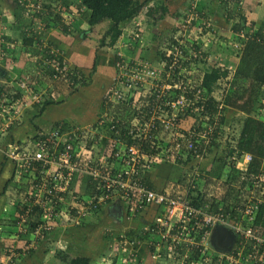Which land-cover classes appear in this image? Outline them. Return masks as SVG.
I'll return each mask as SVG.
<instances>
[{"label": "crops", "instance_id": "0c3cea01", "mask_svg": "<svg viewBox=\"0 0 264 264\" xmlns=\"http://www.w3.org/2000/svg\"><path fill=\"white\" fill-rule=\"evenodd\" d=\"M67 1L70 4L65 6L61 1V5H57L58 1L55 0L41 1V6L47 8L46 18L41 21L45 27L42 34L44 39L34 37L33 40V34L25 29L31 24V19L26 14L28 7L21 9L15 0H0V95L7 97V106L10 108L7 126L0 127V264H73L72 259L76 257H83V264H154L150 258L152 252L149 243L158 240L160 235L147 225L152 223L156 208L151 207L140 215L133 213L121 204L120 193L115 191L116 199L102 202L98 205L99 211L94 215L86 203L96 190L90 176L85 173H77L67 186V192L58 197L62 210L59 216L61 218L53 223L48 231H42L40 225L32 231L24 230L21 222L28 217L22 213L21 207L26 200L24 194L31 179L17 174L15 161L8 154V146L19 144L30 136L45 133L54 127L59 130L70 128V124L97 130V127H101L98 125L99 118L110 120L113 115H142L143 108L149 109V115L154 116L159 114L158 110L157 113L154 112L157 108H164L160 116L171 117L173 110L166 108L161 98V91L168 89L166 81L161 80L152 86L147 79L148 83L143 85L145 80L134 79L135 74H131L136 72L145 60L150 67L157 70H160V65L165 64L161 58L162 51H159V47L154 49L151 44H162L164 40H161V37L171 33L175 26L180 27V38L184 30V40L199 39L200 36L191 35L189 29L200 28V23L207 24L208 29L212 28L214 32L217 29L221 38H229L234 44L235 39L241 38L243 31L247 36L251 34L246 33L251 27H264V0H138L142 3L141 8L134 16L114 26L118 30L110 27L111 21L106 18L89 25L83 18L85 7L77 9V0ZM58 6L59 11H55L54 8ZM64 7L70 17L57 19ZM45 12L41 9L37 13L44 16ZM77 14L80 16L77 17ZM198 17L204 19L199 21ZM34 24H37V20ZM247 24L249 26H246ZM136 30L142 37L140 43V38L136 39L133 35ZM111 36L113 38L107 44L105 39ZM29 39H32L30 43L27 42ZM149 42L151 44H148ZM56 50L61 52L65 65L70 69L77 66L84 71H90L95 62L89 77L80 75V81H87L86 84L78 86L74 92H69V83L62 79L54 80L55 72L50 64L45 63L44 59L54 57ZM200 72L202 71L199 69L196 73ZM196 73H193L190 79H193L192 76L197 77ZM19 79L34 82L35 92L33 91L32 95L25 92L24 95L16 86ZM226 86L227 84L223 88L217 87L219 93L213 90V96L219 100ZM182 95L180 93L179 96ZM128 100L130 102L126 104ZM45 101L49 102L44 105ZM122 102H125L126 108L120 106ZM226 112L234 115H224V123L233 117H243L242 113L232 108L226 109ZM182 114L178 112L171 130L183 146L185 142L181 138L178 139L180 135L191 139V136H208L215 129V122H209L208 116ZM157 120L159 119H153V122ZM149 121L143 123L136 119L131 125L140 127V124L145 125ZM146 126H141L143 128L138 131H146L139 140V143L147 144L146 151L141 148V154L145 156L143 159L153 155L163 158L159 157L160 159L151 163L145 181L159 191L168 181H180L185 177L181 174L182 171L178 172L174 167H187L194 159L188 160L180 148L175 150L174 139L170 137V133L166 137L162 136L161 131H170L164 129L161 122L158 125L160 130L151 135L153 139L148 137L151 131H148ZM200 126H203V129L197 131ZM101 132L104 134V141L108 140L107 137L111 138V135ZM66 138L68 136H65ZM170 139L172 149L167 146ZM93 141L89 137L87 144L90 145ZM161 141H167L166 145H162ZM102 147V152L107 151ZM155 147L157 152L148 154ZM243 157L246 159L245 155ZM112 161L115 165L119 164L114 159ZM247 162L246 160L241 163L240 159H237L233 166L242 170ZM228 165L222 174L225 179L217 188L220 196H223L225 181H231V165ZM207 170V178L205 179L206 174L202 173L204 176L199 181L204 183V186L200 187L202 194L209 197L206 180L210 179L212 184L216 183L221 168L213 171L209 167ZM214 172L217 174L213 175ZM5 185L7 187L1 194ZM13 192L19 199L11 198L10 201L8 195ZM116 205L119 209H115ZM97 217L102 224H93ZM40 219L42 220L41 217ZM85 219L91 220L85 224L79 222L83 220L84 223ZM210 236L211 232L209 241Z\"/></svg>", "mask_w": 264, "mask_h": 264}, {"label": "built area", "instance_id": "2783aa9c", "mask_svg": "<svg viewBox=\"0 0 264 264\" xmlns=\"http://www.w3.org/2000/svg\"><path fill=\"white\" fill-rule=\"evenodd\" d=\"M32 7L41 10L40 2ZM28 11L29 10H27L26 14H28ZM45 14L46 12L44 15ZM133 35L134 37L140 38L137 30L134 31ZM240 35L241 38L246 37L244 33ZM235 46L237 47V45ZM60 53L59 50H56L55 57H46L44 59L45 63L50 64L55 72L53 75L54 80L62 79L67 83H70L73 79L80 81L82 77L68 68L63 58L61 64L58 63L60 59L56 55H61ZM182 54L183 51L180 46L165 49L166 56H173L171 63L167 65V76L171 77V73H173L171 69L176 63L177 58L181 57ZM184 55L197 59L198 57H203L201 56V51L195 48H193V51L189 54L184 52ZM219 67L224 68L223 66ZM225 68L227 69V67ZM139 70H137V73H131L135 74L136 77H134V79L143 80L144 75L152 77L160 74V70L150 67L149 63L145 61ZM230 70H233V67L228 69L229 72ZM181 72V75L185 76L184 73L190 72V70L183 69ZM70 76H73V79H70ZM195 83L196 80L191 81L188 87H194ZM180 84L182 83H175V85ZM16 86L24 95L25 92L27 95H32V92L35 90V83L27 79H19L16 82ZM181 88L185 89V86L183 85ZM202 91L200 87H195L196 98L199 97L200 94L202 95ZM186 103L187 100L185 97L183 95L179 96L172 102L165 104V106L173 110V114L169 117L170 119L166 116L160 119L159 116L164 109L157 108L154 112L157 113L158 110V116L151 115L148 124H140V127H136L135 124L129 126L127 129H129L128 132L134 142L127 147H119L117 138L107 137V141L103 140L104 134L101 131H104V129L100 130V128L107 127H103L102 125L105 122L110 124V121H112V119L108 120L104 118L98 119V125L101 127H97V130L95 128L80 129L75 126L59 130L54 127L45 133H37L35 136L38 138L33 137V135L21 141L19 144L13 143L9 145V149H7L8 154L15 161L17 174L22 175L27 173L28 175L26 177L31 179L28 190L24 194L26 198L24 203H27L29 206L38 205L41 207V218L43 223L40 225V229L42 231L49 230L53 223L61 218L59 216H61L62 213L61 205L59 204L60 200L54 202V204L57 205H50L49 202L44 200V194L52 193L51 187L59 191L66 190L74 172L85 173L91 176L95 181L96 193H94L86 203L92 209L96 210L98 205L102 202H109L111 199H116L114 194L115 191H119L120 193L119 199L121 204L133 213L140 215L151 207L156 208L152 223L147 225V227L159 233L161 242L167 244V247L164 248L165 255L170 258L174 264H183L184 259L187 257L186 251L189 250V246H195L200 250L201 255H205L202 264H264V237H261L256 231L252 230V222L259 203L264 201V198L259 197L264 195V175H259L253 185H251L252 188H250L249 191L250 198L245 202L242 210L239 209L241 214L239 220H230L228 215L223 213L220 205L218 208L220 210L211 212L207 210V208L209 209L208 205H204L203 207H194L191 205L187 199V187L190 183H188V178L186 177H182L180 181H168L166 186L159 191L145 188L140 182L142 173L148 170L151 163L153 164L159 157H163H155V155H153L146 160L143 159L145 156L141 154L139 140L146 131L143 130L138 132L139 129L143 128L141 126L147 125L148 131H151L154 127L153 119H159L163 128L169 129L170 132L168 133H170V137L174 139V148L176 150L179 149L180 142L174 137L175 134L172 133L171 127L175 124L178 112H184L186 109ZM7 105V97L5 95H0V127L1 125L6 127L10 118V115H8L10 108H8ZM111 128L112 127H110V129ZM134 130H136V132H134ZM106 131L107 130L104 132ZM42 134H47L44 140L40 138ZM65 136H68V138L65 139ZM89 137L94 140L90 145L87 144ZM179 138L183 139V141L186 140L185 146L195 153V157H201L193 141H190V138L184 135H180L178 139ZM206 138L209 142V138ZM53 139L57 140V142L64 140V147L62 150H57V144L53 142ZM48 142L54 145L52 151L47 147ZM102 146H104L107 151L102 152ZM245 156L248 161L249 156ZM112 159L119 164L115 165ZM34 161H39L43 165H47V167H43L39 170V174H35V169L31 167ZM190 187H193V185ZM246 188V185H244L240 188V191ZM254 197L256 200L251 202ZM215 203H219V201H215ZM23 204L21 207L22 209ZM81 205L82 203H80V207ZM28 210L29 208L25 211L27 212ZM215 225L227 227L235 233V241L230 251L220 253L219 250L215 249L210 244L209 235L212 227ZM237 238H239V242L236 245L235 242ZM174 245H178V247L181 248L183 247L182 249L184 251L179 256L178 252L173 254ZM161 246L164 245L157 244V253L153 252L150 257L152 260L160 261V258L164 262V259L160 257L161 255L159 253ZM246 246H249V251L247 255L240 260L238 257H240ZM234 247L238 248L235 253ZM213 253H220L217 254V256H219L218 259L212 260L211 256ZM221 258L225 261H222ZM159 264L161 263L159 262Z\"/></svg>", "mask_w": 264, "mask_h": 264}, {"label": "trees", "instance_id": "16d2710c", "mask_svg": "<svg viewBox=\"0 0 264 264\" xmlns=\"http://www.w3.org/2000/svg\"><path fill=\"white\" fill-rule=\"evenodd\" d=\"M44 0H15L16 4L20 6L21 9H25L28 7V17L31 19V24H34V21L37 19H42L43 15H38V10L33 8L32 6L36 5L40 2V4ZM62 4L68 5L70 2L67 0H60ZM141 4L138 0H77L76 6L79 9L81 6L85 7V13L83 15V18L86 20V22L89 25H93L97 23L99 20L106 18L111 21V26L114 27L117 26L120 22L131 18L134 16L139 9L141 8ZM29 5V6H28ZM32 5V6H31ZM45 8L44 5L41 6V9ZM66 8V7H65ZM46 11V10H45ZM70 11V10H68ZM33 15V17L31 16ZM46 15V14H45ZM44 15V16H45ZM57 19H61V17L58 15L56 17ZM26 26V31L30 34L34 33V29L31 26ZM117 29V27H114ZM177 28V26H176ZM72 30V29H71ZM70 30V31H71ZM118 30V29H117ZM116 30V35L118 34V31ZM176 29H173L168 40H164L162 45L165 47V49L180 46L183 54L181 57L177 58L176 63L173 65L172 69L173 73H171V77L167 76V65H169L172 61L171 55L166 56L165 52L162 51L161 58L164 59L165 64L160 65V74L154 75L152 77L146 76V78L151 82V85L154 86L157 82L166 81V85H169L168 89L164 91H161V97L163 101V105L166 103H170L173 100H175L180 93L183 94L185 99L187 100L186 103V109L184 112H182V115H197L199 116H208L209 122H215V129L214 131L209 134V143L215 144L217 139V130L223 124L224 122V112L228 108H232L240 113L243 114V117L240 118V124L241 128L239 131V134L236 139H234V146H232L227 151L228 158H231L229 160V164L231 165V169L229 171V175H231V181L230 183L226 180L225 190L223 193V196H221V199H219V203H215L213 197H206L202 194V191L200 190V186L197 182L202 177V174L197 173V171L193 172L195 175L194 181H191V185H188V191H187V199L189 200L190 204L194 207H203L204 205H208L209 209L207 210L209 212L211 211H218L220 207L223 211V213L227 214L230 220H239L241 217L240 210L244 207L245 202L249 200L250 195V188H252L251 185H253L254 181H256V178L259 177V175H264V117L261 115V110L264 107V27H259L255 32L248 34L244 38H237L236 41H240L239 45H237L238 49L231 48L233 53L228 52V63L231 64L233 67V70L231 71V74L229 75V71L226 68L222 67H214L213 65H208V67L204 70L201 77L199 78V82L197 81L194 85V87L191 88L188 87V84L186 83V77L181 75L182 70H192L195 66V64L198 63V60L201 57L195 58V57H187V55H184V52H186L185 48L182 45H179V41L175 39L174 32ZM178 36V35H177ZM34 39V36L31 37ZM178 38H180L178 36ZM32 39L27 40V42H31ZM193 48L200 50L197 46L193 45ZM205 53L201 52V56H204ZM60 60H58V63L61 64L62 62V56L56 55ZM55 57V56H54ZM145 62H148L145 60ZM159 63V62H157ZM95 62L91 68L90 71H84L82 68L74 66L71 68V70L82 77H85L86 75L89 77L93 70H94ZM151 69V68H150ZM139 70V69H138ZM138 72V71H136ZM140 72V70H139ZM174 75V76H173ZM226 76L229 78L226 81V88L224 89L223 96L220 100L216 99L212 92L213 89L216 87L217 82L219 80H223ZM70 79H73V76H70ZM78 81L76 79H73L69 85L68 89L69 92H74L78 86H82L86 84L85 81ZM178 83H182L180 85H176ZM78 84V85H77ZM185 86V90L181 86ZM195 87L201 88L202 95L200 94L199 97L196 98V92ZM217 88V87H216ZM166 89V88H165ZM160 94V93H158ZM45 101L43 104H47ZM126 102V104H128ZM125 102H122L120 105L122 108H126ZM263 106V107H262ZM167 108V106H166ZM164 109V108H163ZM42 108H40V111ZM199 111V112H197ZM142 115L139 113L138 115H113L112 121H110V124L105 122L106 124L104 126L106 128V133L108 136L111 135L112 138L118 139V146L119 147H127L130 144H132L134 141L131 139V135L128 132L129 125H131L132 121L138 120L143 123H145L147 120H150V110L149 109H142ZM200 120V119H199ZM137 123V122H136ZM159 120L154 121V127L151 129V132L149 133V138H152L151 135H155L160 129L158 127ZM103 126V127H104ZM110 127H112L110 129ZM203 126H200L197 128V131L202 130ZM115 131V133H114ZM136 132V130H134ZM47 134H42L40 137L42 140L45 139ZM194 135V134H193ZM35 138V135L33 136ZM192 136L190 141H193V144L196 146V150L198 151V154L203 156L208 151V147L203 144V142L199 145L197 144V140L193 139ZM153 139V138H152ZM186 139V138H185ZM54 140V139H53ZM204 141V140H203ZM55 144H57V150H62L64 145V140H60L57 142V140L53 141ZM186 144V140H184ZM141 148H144L146 151L147 144H141L139 143ZM146 145V146H145ZM209 145V147H211ZM47 147L50 151H52V148L54 145L51 142L47 143ZM157 148L153 149L148 152V154L156 153ZM160 149V147H159ZM176 150V149H175ZM180 150H186L187 158L190 160L192 156H195V153L189 150L186 146H183V143H180ZM207 150V151H206ZM244 155L249 156V160L247 162V165L245 169H236L234 168V163L237 159H241ZM179 157V156H177ZM73 158V157H72ZM187 160V159H186ZM35 169V174H39V170H41L43 167H47V165H43L39 161L32 162V166ZM146 173L147 171L142 173L140 182L143 184L145 188L153 189L149 184L146 183ZM24 176H27V173L23 174ZM35 176V175H34ZM77 176V172L73 173L72 180ZM87 177V176H86ZM242 177V179H241ZM187 178V177H186ZM91 181L93 182V188L95 187V181L90 176ZM73 182V181H72ZM71 182V183H72ZM193 187H190L192 186ZM234 185H236L237 191L235 192ZM246 185V189L240 191V188L242 186ZM7 185H5L3 191L1 194L4 193V190L6 189ZM52 193L50 194H44V200L49 202L50 205H57L54 204V202L58 201V197H60L62 194H64L66 191H59L56 189H53L51 187ZM156 190V189H153ZM158 191V190H156ZM258 192V190H257ZM63 196V195H62ZM258 196V195H257ZM56 197V198H55ZM260 198H264V195L259 196ZM256 198L254 197L251 202L255 201ZM27 203L23 204V210L22 213L26 214L28 218L25 219L24 222H21L22 226L24 227V230L26 231H32L35 230V227L38 225H41L43 221L40 219L42 209L38 205H30L28 208L29 210L26 212L27 209L26 205ZM60 204V203H59ZM90 211L92 213H97L99 210L98 208L92 209L90 208ZM220 211V212H222ZM252 230L256 231L258 235L261 237H264V201H261L259 203L258 209L255 213L254 220L252 222ZM48 231V230H47ZM157 232V231H156ZM239 242V238L236 239L235 244ZM163 244L164 246H161V249H159L160 257L164 259V262L159 258L160 261L152 260L154 264H169L172 260L168 258L165 255L164 248L167 247V244L162 243L161 239L159 237L158 240H153L150 242V250L151 252L157 253V244ZM178 247V245H174V253L178 252V256L183 253V247ZM185 248V247H184ZM238 248L234 247V253L236 252ZM190 255L184 259V262L186 264H202L203 263V255H201L200 250L196 248L195 246L191 247L189 246ZM249 246H246L245 249L242 251V254L240 257H238L240 260H242L248 253ZM150 252V254H151ZM220 252V251H219ZM220 253H224L221 251ZM217 253V254H220ZM216 253H213L211 256L212 260L218 259L219 256H217ZM151 256V255H150ZM177 256V257H178ZM186 260V261H185ZM222 261H225L223 258H221ZM85 259L83 257H76L72 259L73 264H83Z\"/></svg>", "mask_w": 264, "mask_h": 264}, {"label": "rangeland", "instance_id": "374dc122", "mask_svg": "<svg viewBox=\"0 0 264 264\" xmlns=\"http://www.w3.org/2000/svg\"><path fill=\"white\" fill-rule=\"evenodd\" d=\"M46 2H48V0H44ZM55 1H58L57 5H61L60 3V0H55ZM56 7V6H55ZM59 6L57 8H54L55 11H59ZM196 8V7H195ZM47 8H42L43 12H45ZM197 9V8H196ZM194 10V9H193ZM200 11V10H199ZM61 13L58 14L60 17H70V14L68 15V13L65 12V7L62 8V11H60ZM65 12V13H64ZM64 13V14H63ZM28 15V14H27ZM79 14H77V17H78ZM29 16V15H28ZM50 16V15H49ZM80 16V15H79ZM45 16H43L42 19H37V24H31V26L33 27L34 29V33H33V36L34 37H38V39L40 40V37L42 39H44L42 37V34L45 32V27H43L42 25V20L44 19ZM46 18V17H45ZM204 18H199L198 17V20H203ZM33 22V21H32ZM31 22V23H32ZM57 25V24H56ZM201 26H199L200 28L197 29V27L194 29L193 27H190V31L189 33L191 35H196L197 37H199V39H196V40H184L185 38V31L182 30V38H178L177 35H179L180 31L179 28L177 26L176 31L174 32V35H175V39H177L179 41V45H182L186 50V53L189 54L191 51H193V45L197 46L201 52L205 53L203 57H201L199 60H198V63L195 64L193 70H190V72H185V77H186V83L188 84V86L191 84V80H197L199 81V78L201 77L202 73L204 72V70L208 67V65H213L214 67H219V66H223L224 68L227 67V69H231L232 66L230 63H228V52L230 53H233V49L231 50V48H236L238 49V47H236L235 45H239V42L240 41H236L235 43L236 44H233V42H231L230 40L228 39H223L221 38V34H219L218 30L216 29V31L214 32V30L211 28V30L208 29V26L207 24H202L200 23ZM209 25V24H208ZM246 26H249V24H247ZM38 27V28H37ZM176 27V26H175ZM183 29L187 30L185 27H183ZM195 30V31H194ZM257 28H256V25L254 27H251V30H247L246 33H253L254 31H256ZM47 31H51L49 29H47ZM115 32V31H114ZM226 33V32H224ZM244 33V31H243ZM115 34V33H114ZM170 32L169 33H166L164 34L162 37H161V40H168L169 36H170ZM48 36V35H47ZM140 36V39L138 37H134L136 39H139L138 43H140V41L142 42V37L141 35ZM164 37V38H163ZM111 38H113L112 36L110 38H107L105 39L106 43H110L111 41ZM241 39V38H240ZM236 40V39H235ZM164 41V42H166ZM148 44H151V42H149ZM155 45V46H154ZM151 46L155 49V48H158L159 47V51H163L165 52V47L162 45V44H157V43H152ZM142 48L144 47V45L142 44L141 46ZM230 67V68H229ZM201 70L202 72L200 73H196L197 70ZM231 71L229 72V75L231 74ZM193 73H196L197 77H193V79H190L191 78V75ZM143 80H145V82L143 83V85L147 82V78H146V75L143 76ZM229 77L226 76L223 80H219L217 82V85L216 87H220V88H223L225 87L226 85V81ZM148 83V82H147ZM214 88L213 90L218 92V89L217 88ZM144 88V87H143ZM122 93V92H121ZM219 93V92H218ZM218 93H215V95H217ZM222 98V97H221ZM220 98V99H221ZM219 99V100H220ZM264 103V102H263ZM264 105V104H263ZM263 107V106H262ZM264 107L262 108L261 110V115H263L264 117ZM224 115H234V114H229L227 113L226 111L223 113ZM160 119L163 118L164 116H159ZM168 118V117H167ZM240 118L239 117H233L232 119H228L225 123L223 122V124H221V126L219 127V129L217 130V139H216V142H214L215 144H211L208 142V139L206 138L207 135L205 136H195L193 137L194 139L197 140V144L199 145V143L201 144L203 142L204 145H206L208 147V151L206 152V154H204L203 156L201 157H193L192 158L194 160H192V162L187 166V167H174L176 170H178V172H181V174H183L185 177L188 178V183H191V181H194L197 179H195V175L193 172L197 171V173H204L206 174V177H204L205 179L207 178L208 174H207V169H212L213 171L221 168V173H220V177H219V180L216 181V183H213L210 182V179L209 180H206V183L208 184V186H206V188H208V194H209V197H213L214 199V202L215 201H219L218 197L220 198L221 194L219 193L220 191L217 192V188L218 186L221 185V182L223 181V179H225L224 176H222V174H224L225 170H227V167L226 166H229L228 163H229V160L231 158H228L227 156V151L232 147L234 146V139L237 138L238 136V132H239V129H240ZM216 124V123H215ZM213 127H214V124H212ZM72 126H75V127H79L80 129H83L86 127L85 126H80V125H72L70 124V127ZM106 130V128L104 127V131ZM162 134L163 137H166L168 135V132L166 131H161L160 132ZM31 137V136H30ZM162 137V138H163ZM187 138H189L188 136H185ZM180 139V138H179ZM204 140V141H203ZM17 141V140H16ZM163 143H161L162 145H166L167 141H161ZM171 143V139H170V142H169V145H167L169 148L172 149V143ZM209 145L211 147H209ZM229 148V149H228ZM181 152L185 155H187V151L186 150H181ZM182 156V154H181ZM182 156V157H184ZM191 158V159H192ZM223 161H225V163H223ZM246 161V159H244V157H242L240 159V162H244ZM192 165V166H191ZM173 169V170H175ZM172 171V169H171ZM173 172V171H172ZM176 172V171H174ZM180 174V175H181ZM203 174V176H204ZM217 172H214L213 175H216ZM211 175V174H209ZM212 175V176H213ZM202 176V177H203ZM195 177V178H194ZM209 182V183H208ZM200 186H204V183H201L200 181L197 182ZM210 185V186H209ZM212 187H214V189H212ZM215 187H216V190H215ZM235 192L237 191V188H236V185H234V188ZM216 192H215V191ZM220 190V188H219ZM19 193V192H18ZM13 194V195H12ZM12 194L8 195L10 197V201H11V198L12 199H19L16 195L15 192H13ZM221 199V198H220ZM7 204H8V201H7ZM18 203H16L17 205ZM6 215V214H5ZM91 219H85L84 220V223H83V220H80L79 222L81 224H85L86 221H89ZM90 222V221H89ZM98 223H101V220L97 218H95L93 220V224H98ZM102 224V223H101ZM87 231V229H86ZM87 233H89L87 231ZM90 235L92 236V232L90 233ZM95 236V235H94ZM219 233L216 234V244L217 245H222V242H221V239L219 237ZM101 253H104V252H101ZM100 253V254H101ZM99 254V253H98ZM99 254V255H100ZM186 254L187 256L190 255V250H187L186 251ZM186 259V258H185ZM181 261V260H180ZM186 261V260H185ZM169 264H174L172 261L169 263ZM178 264V263H176ZM183 264H186V262H183ZM189 264V263H188Z\"/></svg>", "mask_w": 264, "mask_h": 264}, {"label": "water", "instance_id": "95a60500", "mask_svg": "<svg viewBox=\"0 0 264 264\" xmlns=\"http://www.w3.org/2000/svg\"><path fill=\"white\" fill-rule=\"evenodd\" d=\"M115 209H119V206H115ZM219 233L222 245L216 244V234ZM235 241V233L221 225H215L211 229L210 244L217 250L220 251H230L232 249L233 243Z\"/></svg>", "mask_w": 264, "mask_h": 264}]
</instances>
